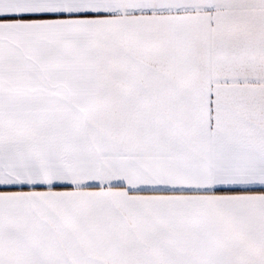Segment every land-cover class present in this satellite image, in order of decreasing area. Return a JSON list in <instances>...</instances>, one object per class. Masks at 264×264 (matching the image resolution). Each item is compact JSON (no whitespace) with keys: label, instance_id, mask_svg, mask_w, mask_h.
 Returning a JSON list of instances; mask_svg holds the SVG:
<instances>
[{"label":"snow or ice","instance_id":"1","mask_svg":"<svg viewBox=\"0 0 264 264\" xmlns=\"http://www.w3.org/2000/svg\"><path fill=\"white\" fill-rule=\"evenodd\" d=\"M0 264H264V0H0Z\"/></svg>","mask_w":264,"mask_h":264}]
</instances>
